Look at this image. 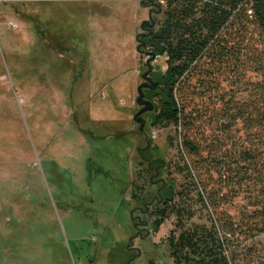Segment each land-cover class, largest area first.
I'll return each mask as SVG.
<instances>
[{
  "label": "rangeland",
  "instance_id": "obj_1",
  "mask_svg": "<svg viewBox=\"0 0 264 264\" xmlns=\"http://www.w3.org/2000/svg\"><path fill=\"white\" fill-rule=\"evenodd\" d=\"M150 10L142 0H0V264H174L176 217L156 232L145 204L183 183L200 205L182 172V127L154 126L151 111L142 131L134 120L147 70L136 35ZM152 64L164 72L166 57ZM218 80L223 108L229 86ZM220 123L189 134H221Z\"/></svg>",
  "mask_w": 264,
  "mask_h": 264
},
{
  "label": "trees",
  "instance_id": "obj_2",
  "mask_svg": "<svg viewBox=\"0 0 264 264\" xmlns=\"http://www.w3.org/2000/svg\"><path fill=\"white\" fill-rule=\"evenodd\" d=\"M142 3L153 7L155 21L145 45L167 65L147 89L157 97L151 123L182 127V172L200 205L198 212L188 202L186 184H165L145 211L154 217L151 228L175 215L167 237L174 264H264V0ZM219 75L230 93L223 108ZM214 120L221 134H189ZM233 127L244 130L243 140L224 134Z\"/></svg>",
  "mask_w": 264,
  "mask_h": 264
},
{
  "label": "water",
  "instance_id": "obj_3",
  "mask_svg": "<svg viewBox=\"0 0 264 264\" xmlns=\"http://www.w3.org/2000/svg\"><path fill=\"white\" fill-rule=\"evenodd\" d=\"M155 21L153 18L152 10L149 11V18L145 19L141 23L142 31L136 35V40L139 41L137 45V50L140 53H144L147 55L146 66L147 70L142 73L143 82H141L138 86V96L136 97V103L140 106L139 110L134 114V120L140 124L139 130L142 131L145 126V118L143 114L149 111H153L155 104L154 101L146 98L145 89H155L156 88V81L152 78V73L154 70V66L152 61H154L158 55L151 50H147L142 48L145 45V40L142 36H148L149 33L152 31V26L154 25ZM146 25H148V31L145 32Z\"/></svg>",
  "mask_w": 264,
  "mask_h": 264
},
{
  "label": "flooded vegetation",
  "instance_id": "obj_4",
  "mask_svg": "<svg viewBox=\"0 0 264 264\" xmlns=\"http://www.w3.org/2000/svg\"><path fill=\"white\" fill-rule=\"evenodd\" d=\"M147 28H148V25H146L145 32L148 31ZM144 37H146V36H142L143 39H144ZM152 78H153V76H152ZM163 164H164V163H163ZM156 171H157V169H156ZM151 180H152V178H151ZM155 200H157V199H155ZM151 203H152V202H151ZM151 203H150V204H147V205L145 204V207H146V208L143 210L144 212H145V211H148V210L150 209Z\"/></svg>",
  "mask_w": 264,
  "mask_h": 264
},
{
  "label": "built area",
  "instance_id": "obj_5",
  "mask_svg": "<svg viewBox=\"0 0 264 264\" xmlns=\"http://www.w3.org/2000/svg\"><path fill=\"white\" fill-rule=\"evenodd\" d=\"M12 25H14V24H12Z\"/></svg>",
  "mask_w": 264,
  "mask_h": 264
}]
</instances>
